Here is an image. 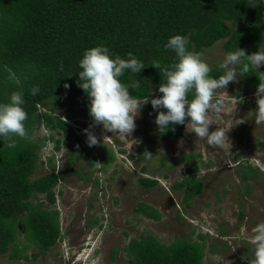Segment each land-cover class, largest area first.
Wrapping results in <instances>:
<instances>
[{"label": "trees", "instance_id": "16d2710c", "mask_svg": "<svg viewBox=\"0 0 264 264\" xmlns=\"http://www.w3.org/2000/svg\"><path fill=\"white\" fill-rule=\"evenodd\" d=\"M175 34L186 36L190 50L200 54L220 42L225 53L238 47L251 54L264 45V0H0V102H7L13 91H22L27 113L26 138L17 137L12 149L0 140V256L12 261H35L62 239L59 213L54 206L58 184L66 176L55 172L53 160L49 159V172L34 179L44 165L39 156L41 149L54 143V151L59 152L63 146L67 168L84 163L88 174H75L84 184L91 182L95 169L106 173L115 162L112 151L104 146L98 155L91 154L95 144L86 143L83 130L87 125L76 138L77 126L68 124L78 123L76 119L81 117L92 122L89 99L77 83L78 60L84 50L102 44L121 58L133 53L145 67L138 74L126 71L120 80L129 85L138 81L135 88H129V95L151 98L153 94L162 95L156 89L163 81L152 61L158 60L162 66L174 61V53L163 45ZM221 74L219 69L209 73L213 77ZM239 76L254 94L264 80L262 70L253 67ZM33 86L39 88L35 95L31 94ZM40 127L46 134L36 136ZM185 128L176 125L174 131L157 130L155 137L159 142H175L185 137ZM260 146L264 149L263 142ZM148 156H154V152L147 141L135 164L143 163ZM197 160L200 156L195 154L181 158L184 166L192 167L172 187L182 194L185 206L203 192ZM165 161L161 160V168ZM238 170L242 182L258 178L256 168ZM145 172L142 169V174ZM158 185L154 178L138 180L142 190L150 191ZM133 210L152 222L161 219L159 212L145 203L135 205ZM239 219V223L245 219L242 211ZM97 225V219L88 223L89 227ZM217 249L215 245L207 246L204 235L197 236L194 242L185 237L167 245L149 234L131 240L123 252L130 264H205L206 250L214 255ZM246 250L242 256L249 262L252 251ZM30 251L34 253L32 258ZM119 252L113 250L111 260Z\"/></svg>", "mask_w": 264, "mask_h": 264}, {"label": "rangeland", "instance_id": "374dc122", "mask_svg": "<svg viewBox=\"0 0 264 264\" xmlns=\"http://www.w3.org/2000/svg\"><path fill=\"white\" fill-rule=\"evenodd\" d=\"M259 48L264 49V45ZM224 54L223 43L220 42L200 55L211 70L224 72L220 68ZM258 69L264 75V64ZM217 97L220 111L210 112L215 125H210L209 131L221 125L229 128L226 133L228 140L222 145H210L205 138L197 137L192 133L190 124L186 125L183 139L159 142L155 137L158 130L154 123L156 112L150 103L139 109L134 117L135 128L130 134L122 135L105 130L99 124H89L90 132L97 139L91 154L98 155L99 148L104 146L115 156V162L106 173L94 170L91 180L97 181L98 185L94 181L84 184L77 180V172L84 176L88 174L86 167L80 162L67 168L68 156L64 150L57 156L50 155L54 143L43 149L46 151L41 149L40 159L47 162L49 155L52 156L57 168L55 171L66 174L56 190L54 206L59 213L61 233L66 236L64 245L56 244L47 255L35 261H12L7 256H0V264H68L67 259L71 257L69 249L74 248V254L75 248L81 246L84 239L95 237L97 245L101 246V253L92 264H130L124 248L131 240L149 234L167 245L185 237L194 242L197 236L204 235L207 246L218 248L214 255L206 250L205 264H249L242 253H247L246 248H251V245L237 237L242 230L250 234L257 222L264 221V149L260 146L264 143V122H256V94L239 73L225 89L217 90ZM236 119L241 122L235 124ZM76 120L78 123L71 121L68 124L79 128L90 123L85 117ZM35 134L43 136L46 132L40 127ZM75 136L78 138L76 133ZM147 141L154 156H148L143 163L136 165L135 158ZM120 151L124 153L120 154ZM188 154L200 156L195 164L199 168L198 179L202 182L203 192L189 206H185L181 202L182 194L173 191L172 187L187 175V168L192 167L181 163V158ZM162 159L166 161L161 168ZM247 166L258 169V178L242 182L238 168ZM142 169H146L145 174H142ZM48 172V165L45 164L39 167L34 179ZM147 177L157 179L158 187L150 191L142 190L138 180ZM139 203L157 210L160 221L152 222L136 215L133 208ZM241 211L245 219L239 223ZM96 219L99 225L89 227L88 223ZM115 249L120 252L115 260H111L110 253ZM33 254L30 251L29 258Z\"/></svg>", "mask_w": 264, "mask_h": 264}, {"label": "clouds", "instance_id": "9594fccd", "mask_svg": "<svg viewBox=\"0 0 264 264\" xmlns=\"http://www.w3.org/2000/svg\"><path fill=\"white\" fill-rule=\"evenodd\" d=\"M163 47L172 51L175 59L166 66H162L158 60L152 61L151 65L159 69L163 81L156 89L162 95L151 98L147 95L144 97L129 95V88H135L138 81H133L129 85L120 80L126 71L138 74L145 67L133 53L128 52L127 58H121L102 44L84 50L78 60L80 70L77 72V83L89 99L87 108L92 122L85 124L88 128L84 130L83 124L77 127L78 137L83 130L89 146L97 143L95 135L90 132L89 124H99L105 130L116 131L122 135L130 134L135 128L134 117L137 116L139 109L145 103H150L153 111L156 112L154 123L160 133L167 130L174 131L176 125L190 124L192 133L197 137L205 138L210 145H222L228 140L226 133L229 128L221 125L209 131V126L214 124L210 112L220 111L217 90L225 89L229 82L236 80L237 73L241 75V71L246 72L249 67L258 69L264 64V49L258 47L256 52L246 54L244 49L237 47L226 52L220 64V68L225 71L213 77L209 75L211 69L201 58L200 53L190 50L186 36L171 35ZM11 78L15 79L14 76ZM67 87L68 85L65 84V88ZM38 91L37 86L31 88L33 95ZM256 97L255 117L256 122L261 123L264 122V80H261L256 87ZM24 103L22 91H13L9 94L7 102H0V140H3L4 146L9 149L16 147L17 137L26 138L24 122L27 113L23 107ZM186 118H188L187 122ZM234 121L235 124L241 122L239 119ZM63 150L66 153L62 146L61 151L53 150L49 151V154L53 153V156H57ZM146 154L150 153L146 151ZM50 155L47 162L41 160L44 165H48L49 159H54ZM61 235L62 239L57 244L62 247L66 236L63 233ZM95 238L84 239L82 245L75 248L74 254L72 250L74 248L69 249L71 257L67 259L68 264H92L101 253V246L97 245ZM237 239H243L251 245L252 259L248 260L249 264H264V221L257 222L251 228L250 234L242 230Z\"/></svg>", "mask_w": 264, "mask_h": 264}, {"label": "flooded vegetation", "instance_id": "af4514ba", "mask_svg": "<svg viewBox=\"0 0 264 264\" xmlns=\"http://www.w3.org/2000/svg\"><path fill=\"white\" fill-rule=\"evenodd\" d=\"M66 172V171H65ZM58 174H62V172H58ZM63 175V174H62ZM66 175V174H65ZM77 180H79L78 178H77ZM64 181V179H62L61 181H60V183H59V186L62 184V182ZM80 181V180H79ZM92 181H94L95 182V180H91V182ZM81 183H83L82 181H80Z\"/></svg>", "mask_w": 264, "mask_h": 264}, {"label": "built area", "instance_id": "2783aa9c", "mask_svg": "<svg viewBox=\"0 0 264 264\" xmlns=\"http://www.w3.org/2000/svg\"><path fill=\"white\" fill-rule=\"evenodd\" d=\"M43 162H46V160L42 159Z\"/></svg>", "mask_w": 264, "mask_h": 264}]
</instances>
